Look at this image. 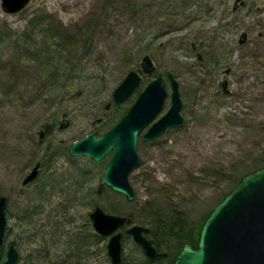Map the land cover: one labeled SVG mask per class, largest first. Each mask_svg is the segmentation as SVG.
<instances>
[{
	"label": "rangeland",
	"instance_id": "obj_1",
	"mask_svg": "<svg viewBox=\"0 0 264 264\" xmlns=\"http://www.w3.org/2000/svg\"><path fill=\"white\" fill-rule=\"evenodd\" d=\"M202 1L30 0L9 14L0 0V196L8 200L0 264L11 245L17 264H112L109 238L89 217L96 202L149 228L178 213L191 229L242 177L264 167V0ZM49 44L58 72L79 74L75 88L49 93L42 70ZM144 55L155 73H141L133 95L115 105L113 91L130 70H141ZM169 71L185 123L154 141L143 140L149 126L140 133L141 162L129 176L135 199L128 200L103 183L109 155L73 158L68 147L103 132L98 119H117L157 74L167 98L155 120L163 116ZM38 161L37 179L23 185ZM122 249L128 263L144 256L126 234Z\"/></svg>",
	"mask_w": 264,
	"mask_h": 264
},
{
	"label": "water",
	"instance_id": "obj_2",
	"mask_svg": "<svg viewBox=\"0 0 264 264\" xmlns=\"http://www.w3.org/2000/svg\"><path fill=\"white\" fill-rule=\"evenodd\" d=\"M29 2L30 0H2L5 11L9 14L22 11ZM155 70L153 60L145 55L141 61V71L151 75ZM168 77L172 88L171 106L157 121L154 120L162 111L167 97L160 74L145 87L112 128L101 135L89 133L73 142L70 147L71 156H84L96 162L111 154L104 173V183L125 194L128 200L135 198L129 174L140 164L138 135L150 125L143 138L152 141L185 122L179 83L174 72L170 71ZM141 81L140 72L130 70L114 90V102L122 104L127 101ZM40 168L41 164H36L23 184L33 182L38 177ZM6 206L7 198L0 196V251L7 225ZM90 218L100 235H111L107 253L112 264L122 262L123 234L119 229L126 225H129L126 234L132 236L148 258L157 260L167 256L166 252H158L153 240L148 238L149 228L130 225L125 216L107 214L96 207ZM18 259V251L14 246H9L4 264H17ZM174 264H264V168L245 176L215 207L202 226L198 246L194 248L192 244H185Z\"/></svg>",
	"mask_w": 264,
	"mask_h": 264
},
{
	"label": "trees",
	"instance_id": "obj_3",
	"mask_svg": "<svg viewBox=\"0 0 264 264\" xmlns=\"http://www.w3.org/2000/svg\"><path fill=\"white\" fill-rule=\"evenodd\" d=\"M51 38H53V36L51 35V28H49V39ZM52 51V47L49 44V56L45 58L44 61H42V70H44V72L46 73L45 76L48 75L47 77L49 79V93H55L56 91H59L63 88H75V85H77L76 82L78 80L79 74H74L73 72V75L70 76L61 75L58 72V70L62 69V66L58 64V62H60V58L58 55L53 53L55 51ZM78 91L79 93L82 92L81 90ZM113 122L114 119L104 118L103 120H101L99 125L102 128L99 129L102 130L103 128H109V124ZM54 149L56 150V148L49 145V153L54 151ZM97 205L99 204L96 202L94 206ZM202 224L190 229L185 224L181 215L178 213L174 214L170 221L158 220V222L151 228L150 238L153 239L155 246L159 251L167 252V257L160 260H151L143 256L140 261L129 263L125 262V259L123 258L120 264H173L177 254L184 244L191 243L194 247L197 246Z\"/></svg>",
	"mask_w": 264,
	"mask_h": 264
},
{
	"label": "bare ground",
	"instance_id": "obj_4",
	"mask_svg": "<svg viewBox=\"0 0 264 264\" xmlns=\"http://www.w3.org/2000/svg\"><path fill=\"white\" fill-rule=\"evenodd\" d=\"M202 4H205V1H204V0L202 1ZM53 34H54L55 36H57L56 33H55V31H54ZM53 37H54V36H53ZM61 59H62V57H61ZM229 61H230V59H228V58H227V59H224V62H225V63H227V62H229ZM184 62L187 63V64L192 65V62H191V61H190V62H189V61H188V62H187V61H184ZM228 92H230L229 89H228ZM240 107L243 108V106H240ZM236 108H238V107H236ZM235 115H236L235 112H233V113H232L233 118H236V117H234ZM96 122H97V121H96ZM65 201L67 202V199H65ZM66 202H65V203H66ZM66 211H68V212L70 211V206H69V205H66Z\"/></svg>",
	"mask_w": 264,
	"mask_h": 264
},
{
	"label": "flooded vegetation",
	"instance_id": "obj_5",
	"mask_svg": "<svg viewBox=\"0 0 264 264\" xmlns=\"http://www.w3.org/2000/svg\"><path fill=\"white\" fill-rule=\"evenodd\" d=\"M43 139V138H42Z\"/></svg>",
	"mask_w": 264,
	"mask_h": 264
}]
</instances>
